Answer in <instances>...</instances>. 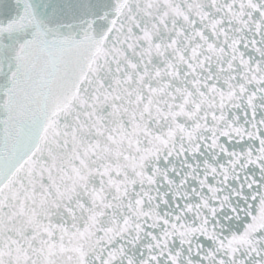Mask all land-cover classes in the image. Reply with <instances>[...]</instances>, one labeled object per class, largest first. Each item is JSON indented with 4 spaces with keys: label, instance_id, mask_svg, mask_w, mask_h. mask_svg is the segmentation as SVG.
<instances>
[{
    "label": "snow or ice",
    "instance_id": "6c2138e0",
    "mask_svg": "<svg viewBox=\"0 0 264 264\" xmlns=\"http://www.w3.org/2000/svg\"><path fill=\"white\" fill-rule=\"evenodd\" d=\"M0 264H264V0H0Z\"/></svg>",
    "mask_w": 264,
    "mask_h": 264
}]
</instances>
